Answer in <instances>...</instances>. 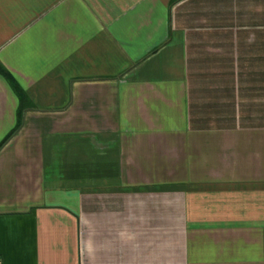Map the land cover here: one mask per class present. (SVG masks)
Listing matches in <instances>:
<instances>
[{
	"label": "crops",
	"instance_id": "crops-1",
	"mask_svg": "<svg viewBox=\"0 0 264 264\" xmlns=\"http://www.w3.org/2000/svg\"><path fill=\"white\" fill-rule=\"evenodd\" d=\"M2 264H264V0H0Z\"/></svg>",
	"mask_w": 264,
	"mask_h": 264
},
{
	"label": "trees",
	"instance_id": "trees-1",
	"mask_svg": "<svg viewBox=\"0 0 264 264\" xmlns=\"http://www.w3.org/2000/svg\"><path fill=\"white\" fill-rule=\"evenodd\" d=\"M0 74H2L6 80L11 84V86L13 87V89L16 91V93H18V95L21 98V101L24 103L26 102V97L25 94L21 91V89L18 87V85L14 82V80L12 79V77L10 76V74L8 72H6L2 67H0ZM15 133V132H14ZM14 133H12L6 140L5 142L0 145V149L11 139V137L14 135Z\"/></svg>",
	"mask_w": 264,
	"mask_h": 264
},
{
	"label": "built area",
	"instance_id": "built-area-1",
	"mask_svg": "<svg viewBox=\"0 0 264 264\" xmlns=\"http://www.w3.org/2000/svg\"><path fill=\"white\" fill-rule=\"evenodd\" d=\"M0 264H2V262L0 261Z\"/></svg>",
	"mask_w": 264,
	"mask_h": 264
}]
</instances>
